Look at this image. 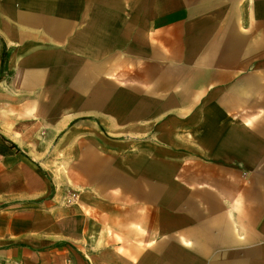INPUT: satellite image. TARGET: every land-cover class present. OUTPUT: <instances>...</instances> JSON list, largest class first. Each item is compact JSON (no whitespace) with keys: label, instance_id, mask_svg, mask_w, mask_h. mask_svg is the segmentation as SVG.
Instances as JSON below:
<instances>
[{"label":"crops","instance_id":"obj_1","mask_svg":"<svg viewBox=\"0 0 264 264\" xmlns=\"http://www.w3.org/2000/svg\"><path fill=\"white\" fill-rule=\"evenodd\" d=\"M0 264H264V0H0Z\"/></svg>","mask_w":264,"mask_h":264},{"label":"trees","instance_id":"obj_2","mask_svg":"<svg viewBox=\"0 0 264 264\" xmlns=\"http://www.w3.org/2000/svg\"><path fill=\"white\" fill-rule=\"evenodd\" d=\"M6 57H7V52L4 51L3 52V55H2V62H3V64H4V61L6 60Z\"/></svg>","mask_w":264,"mask_h":264}]
</instances>
